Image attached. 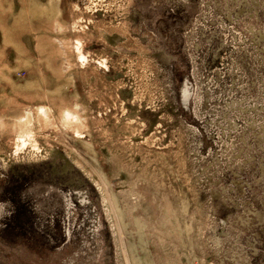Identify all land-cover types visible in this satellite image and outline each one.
<instances>
[{
  "label": "rangeland",
  "instance_id": "374dc122",
  "mask_svg": "<svg viewBox=\"0 0 264 264\" xmlns=\"http://www.w3.org/2000/svg\"><path fill=\"white\" fill-rule=\"evenodd\" d=\"M0 264H264V0H0Z\"/></svg>",
  "mask_w": 264,
  "mask_h": 264
}]
</instances>
